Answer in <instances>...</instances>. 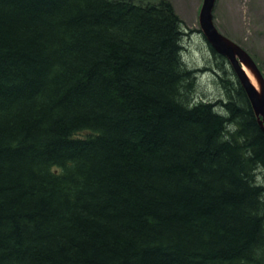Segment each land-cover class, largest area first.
I'll use <instances>...</instances> for the list:
<instances>
[{"label":"trees","instance_id":"trees-1","mask_svg":"<svg viewBox=\"0 0 264 264\" xmlns=\"http://www.w3.org/2000/svg\"><path fill=\"white\" fill-rule=\"evenodd\" d=\"M186 36L169 0H0V264H264V131Z\"/></svg>","mask_w":264,"mask_h":264},{"label":"rangeland","instance_id":"rangeland-1","mask_svg":"<svg viewBox=\"0 0 264 264\" xmlns=\"http://www.w3.org/2000/svg\"><path fill=\"white\" fill-rule=\"evenodd\" d=\"M169 1L182 19L187 35L182 58L196 71L195 96L221 98L226 92L218 74L210 69L219 70L223 76L235 72L227 58L213 52L201 30L199 14L203 0ZM213 14L218 30L245 48L264 74V0H216Z\"/></svg>","mask_w":264,"mask_h":264},{"label":"water","instance_id":"water-1","mask_svg":"<svg viewBox=\"0 0 264 264\" xmlns=\"http://www.w3.org/2000/svg\"><path fill=\"white\" fill-rule=\"evenodd\" d=\"M216 0H203L199 14L201 30L206 36L214 51L227 58L230 62L238 81L244 88L257 121L264 131V74L253 56L241 45L222 34L214 22V7ZM250 73L257 84L251 80Z\"/></svg>","mask_w":264,"mask_h":264},{"label":"bare ground","instance_id":"bare-ground-1","mask_svg":"<svg viewBox=\"0 0 264 264\" xmlns=\"http://www.w3.org/2000/svg\"><path fill=\"white\" fill-rule=\"evenodd\" d=\"M246 70H247V73L249 74L251 80L253 81V83H254V84H257V81H256V79L254 78V76L250 73V71H249L248 69H246Z\"/></svg>","mask_w":264,"mask_h":264}]
</instances>
